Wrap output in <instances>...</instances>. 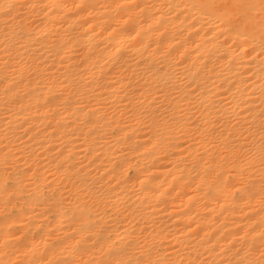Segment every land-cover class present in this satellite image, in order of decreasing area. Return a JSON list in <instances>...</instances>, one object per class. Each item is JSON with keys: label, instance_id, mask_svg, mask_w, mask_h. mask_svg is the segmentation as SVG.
Instances as JSON below:
<instances>
[{"label": "bare ground", "instance_id": "1", "mask_svg": "<svg viewBox=\"0 0 264 264\" xmlns=\"http://www.w3.org/2000/svg\"><path fill=\"white\" fill-rule=\"evenodd\" d=\"M0 264H264V0H0Z\"/></svg>", "mask_w": 264, "mask_h": 264}]
</instances>
